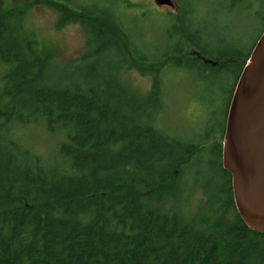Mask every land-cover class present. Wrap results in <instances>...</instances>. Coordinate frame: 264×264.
<instances>
[{
  "label": "trees",
  "instance_id": "obj_1",
  "mask_svg": "<svg viewBox=\"0 0 264 264\" xmlns=\"http://www.w3.org/2000/svg\"><path fill=\"white\" fill-rule=\"evenodd\" d=\"M42 1L58 6L57 29L84 31L70 70L26 24ZM119 1L0 0V264H264V232L237 215L221 165L228 103L264 29L263 0H173L151 39ZM240 6L248 23L260 18L244 48L255 23L230 30ZM126 67L151 78L145 95L120 80ZM178 74L196 77L207 107L221 104L217 127L208 119L182 137L166 129V83ZM33 125L59 136L52 158L19 146L16 128ZM203 159L221 188L187 220L172 204L193 192L187 169Z\"/></svg>",
  "mask_w": 264,
  "mask_h": 264
},
{
  "label": "rangeland",
  "instance_id": "obj_2",
  "mask_svg": "<svg viewBox=\"0 0 264 264\" xmlns=\"http://www.w3.org/2000/svg\"><path fill=\"white\" fill-rule=\"evenodd\" d=\"M7 7H10L14 0H3ZM20 2V0H18ZM30 0H22L28 3ZM58 1V0H57ZM63 1V0H62ZM67 5H81L82 7L91 2H104L103 0H64ZM133 7L126 9L121 0L119 3L125 8L128 20H134L133 29L139 28L141 35L147 39H151L160 24V16L176 11L175 3L171 0V6L157 5L154 0H127ZM264 2V0H263ZM26 11V24L33 32L42 50H45L52 57L53 62L62 69L70 70L74 61L82 52L85 42V34L82 28L76 23H68L57 29L55 22L58 16V6L49 2H38ZM257 7L259 3H257ZM262 11L264 4L262 3ZM243 6L237 8L236 14L230 20V30L233 31L234 25L243 29L250 26L247 35L244 33V47H247L250 41L256 38V31L260 18L249 16L244 13ZM259 11L258 9L255 12ZM132 23V22H131ZM249 24V25H248ZM259 37V36H258ZM257 37V38H258ZM257 40V39H256ZM5 72V67L0 66V77ZM190 76V75H188ZM185 74L173 75L167 80L166 86L170 89L169 104L167 108V124L166 129L173 134L182 136H192L198 128L208 126V119L213 120V124L217 127L219 122L221 104L210 108L204 101H200L199 93L201 85L196 81V77L191 76L190 81L186 79ZM120 80L126 85L132 94L142 96L147 93L151 85V78L145 74L139 73L134 68L126 67L119 72ZM193 84V85H192ZM0 81V88H1ZM188 90V94L186 92ZM186 98H185V97ZM187 99V100H186ZM193 100V102H191ZM188 101V102H187ZM173 102V104H172ZM191 102V104L189 103ZM16 138L20 147L36 151L38 154H48L47 158H52L56 151V143L60 140L59 136L49 135L40 126L18 127L15 130ZM25 145V146H24ZM21 149V148H20ZM189 174L187 180L193 192L188 197H181L180 200L173 203L174 209L186 216L185 219L193 218L194 214L202 207L203 197L210 198L218 191L220 187L219 176L214 166L203 159L189 166ZM220 187V188H219ZM185 198V199H184ZM180 214V215H181ZM226 219L230 216L225 215Z\"/></svg>",
  "mask_w": 264,
  "mask_h": 264
},
{
  "label": "water",
  "instance_id": "obj_3",
  "mask_svg": "<svg viewBox=\"0 0 264 264\" xmlns=\"http://www.w3.org/2000/svg\"><path fill=\"white\" fill-rule=\"evenodd\" d=\"M171 6V0H154ZM221 165L230 175L235 211L244 225L264 232V29L234 85L224 122Z\"/></svg>",
  "mask_w": 264,
  "mask_h": 264
}]
</instances>
